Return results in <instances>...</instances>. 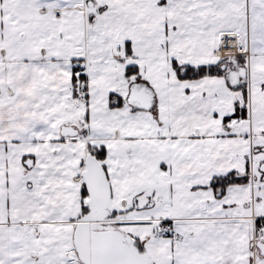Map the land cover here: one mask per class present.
I'll return each instance as SVG.
<instances>
[{"label":"snow or ice","instance_id":"obj_1","mask_svg":"<svg viewBox=\"0 0 264 264\" xmlns=\"http://www.w3.org/2000/svg\"><path fill=\"white\" fill-rule=\"evenodd\" d=\"M0 264H264V0H0Z\"/></svg>","mask_w":264,"mask_h":264}]
</instances>
